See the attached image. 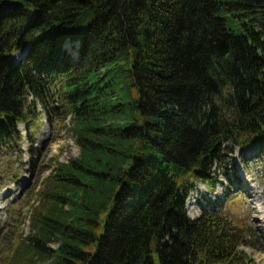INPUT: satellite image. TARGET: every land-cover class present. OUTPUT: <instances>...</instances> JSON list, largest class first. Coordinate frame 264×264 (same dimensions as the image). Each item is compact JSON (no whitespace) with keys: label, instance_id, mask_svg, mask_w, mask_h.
<instances>
[{"label":"trees","instance_id":"obj_1","mask_svg":"<svg viewBox=\"0 0 264 264\" xmlns=\"http://www.w3.org/2000/svg\"><path fill=\"white\" fill-rule=\"evenodd\" d=\"M39 105L80 154L3 264H249L251 232L186 201L227 143L264 162V0H0V150L31 168Z\"/></svg>","mask_w":264,"mask_h":264},{"label":"rangeland","instance_id":"obj_2","mask_svg":"<svg viewBox=\"0 0 264 264\" xmlns=\"http://www.w3.org/2000/svg\"><path fill=\"white\" fill-rule=\"evenodd\" d=\"M66 47L75 53L71 43ZM48 105L57 103L48 99ZM37 111L39 116L35 120L30 118L27 129L19 124L22 134L29 137L36 148L34 167L31 168L29 162L32 146L27 138L7 152L0 150V264L30 233L31 216L39 203L38 192L52 171L50 164L68 162L80 154L69 118L65 123H58L56 116L50 119L40 105ZM226 145L222 160L215 165V174L220 181L215 186L197 183V188L190 191L187 199L188 214L196 218L203 206L207 210H218L222 205L220 212L229 216L238 227L250 231L252 235L246 237L250 242H258L240 247L249 264H264V162L260 153H255L257 144L243 149L231 142ZM243 155L247 158L245 163L241 160ZM50 246L57 247L58 243Z\"/></svg>","mask_w":264,"mask_h":264},{"label":"bare ground","instance_id":"obj_3","mask_svg":"<svg viewBox=\"0 0 264 264\" xmlns=\"http://www.w3.org/2000/svg\"><path fill=\"white\" fill-rule=\"evenodd\" d=\"M263 218H264V216H263Z\"/></svg>","mask_w":264,"mask_h":264}]
</instances>
